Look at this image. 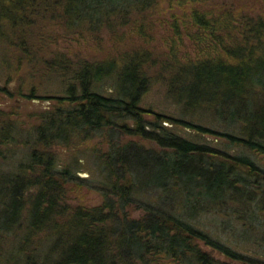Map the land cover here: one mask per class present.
I'll return each instance as SVG.
<instances>
[{"label":"trees","instance_id":"1","mask_svg":"<svg viewBox=\"0 0 264 264\" xmlns=\"http://www.w3.org/2000/svg\"><path fill=\"white\" fill-rule=\"evenodd\" d=\"M162 1L0 0V40L27 53L24 39L33 46V36L52 26L142 39ZM166 1L182 11L172 39L179 33L185 47L186 34L196 47L191 55L171 49L160 62L164 75L171 72L164 77L168 94L184 111L207 106L227 125L240 123L236 132L143 107L156 63L148 51L125 53L121 61L50 58L45 69L65 77L66 89L62 96L32 92L60 104L40 116L24 160L0 169V264H264L213 233L216 214L227 208L241 221L232 227L241 238L264 241V168L245 151L230 154L169 125L264 154V18L232 26L218 0ZM172 39L168 48H176ZM14 134L0 127V144ZM96 136L109 144L98 158V178L59 166L53 146ZM71 182L98 190L101 202L70 204ZM210 215L216 225L208 231Z\"/></svg>","mask_w":264,"mask_h":264},{"label":"rangeland","instance_id":"2","mask_svg":"<svg viewBox=\"0 0 264 264\" xmlns=\"http://www.w3.org/2000/svg\"><path fill=\"white\" fill-rule=\"evenodd\" d=\"M223 4L222 12H226L229 17H224L225 24L236 25L237 20L243 21L246 17L264 18V0H218ZM220 4L218 9H220ZM178 7H171L169 3L162 1L154 11L153 17L146 21V35L142 37L134 32H128L124 35L119 34L113 37L108 29H103L97 35L68 33L60 26H52L42 29L37 36H33L32 41H36L33 46L27 39H24L25 47L30 50L22 53L20 48L13 44L11 39L0 40V127H8L14 129V139L8 138L6 143L2 142L0 148V169L9 171L20 161H23L30 147L28 135L34 132V127L38 124L40 116L58 107L60 101L53 98H38L32 95H50L62 96L66 89L65 77L52 73L45 68L48 67L46 61L50 58L64 59L63 54L69 56L73 61L77 58H86L90 60L103 59L108 56L120 57L133 51H148L151 53V61L158 64L152 65L153 85L151 89L144 95L142 106L152 108L154 111L167 114L170 116L183 117L196 123L205 125L218 131H235L237 126L227 125L217 118L215 111L204 106L202 108H194L184 111L180 103L177 102L167 92L164 84V77H169L170 69L161 70V61L169 57L167 53L177 50L181 53H190L194 51L195 46L188 39L189 36L183 35L186 46L183 47L181 36L179 33L174 35L172 39L171 33L176 31V25L181 29L182 14ZM184 23V22H183ZM174 39L177 40L176 48H168L166 43ZM199 48L204 45L198 42ZM204 44V43H203ZM65 60V59H64ZM154 60V61H153ZM162 71V73H160ZM151 118H154L151 116ZM168 124V122H166ZM172 129L183 136L190 137L195 140L207 142L208 144L223 149L230 154H237L245 151L252 156L256 162L264 168V154L257 151L243 149L242 147L231 144L229 141L218 134L199 133L194 129L187 128L182 125H173ZM3 139V137H2ZM127 139H138L148 146L154 145L149 141H143L137 137H128ZM109 147L104 137H92L81 139L76 137L68 145H55L53 152L57 156L60 167L69 166L80 173L82 177L92 179L98 178L97 162L102 153L106 152ZM14 151V152H12ZM102 196L100 192L94 188L79 185L75 182L67 184V201L72 205L91 206L101 202ZM228 205L232 203L227 202ZM221 212L216 216L220 218V223L213 233L219 235L227 243L233 247L243 250L249 254L264 259V241L255 240L247 241L232 229L240 227L237 224L240 220L232 214L233 211L228 209H220ZM214 216V218H216ZM234 216V217H233ZM213 215L208 217L207 230L211 231L216 222L211 219ZM213 222V223H212ZM233 224V225H232ZM214 229V228H213ZM227 261H230L229 259Z\"/></svg>","mask_w":264,"mask_h":264}]
</instances>
